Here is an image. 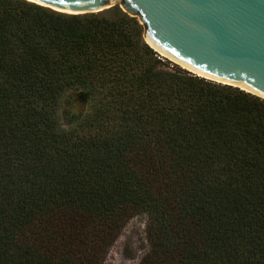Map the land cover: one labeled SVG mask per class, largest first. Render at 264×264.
<instances>
[{
  "label": "trees",
  "instance_id": "1",
  "mask_svg": "<svg viewBox=\"0 0 264 264\" xmlns=\"http://www.w3.org/2000/svg\"><path fill=\"white\" fill-rule=\"evenodd\" d=\"M144 31L0 0V264H105L138 215L139 264H264V98L165 67Z\"/></svg>",
  "mask_w": 264,
  "mask_h": 264
},
{
  "label": "water",
  "instance_id": "2",
  "mask_svg": "<svg viewBox=\"0 0 264 264\" xmlns=\"http://www.w3.org/2000/svg\"><path fill=\"white\" fill-rule=\"evenodd\" d=\"M30 1L76 14L120 5L139 18L146 42L159 54L264 98V0Z\"/></svg>",
  "mask_w": 264,
  "mask_h": 264
},
{
  "label": "rangeland",
  "instance_id": "3",
  "mask_svg": "<svg viewBox=\"0 0 264 264\" xmlns=\"http://www.w3.org/2000/svg\"><path fill=\"white\" fill-rule=\"evenodd\" d=\"M160 56L165 67L185 69L172 59L161 54ZM87 109L88 103L82 99L73 96L66 97L60 110L61 120L66 124L74 116L85 112ZM146 224V217L143 215H138L131 219L111 247L105 264H139L147 248Z\"/></svg>",
  "mask_w": 264,
  "mask_h": 264
},
{
  "label": "bare ground",
  "instance_id": "4",
  "mask_svg": "<svg viewBox=\"0 0 264 264\" xmlns=\"http://www.w3.org/2000/svg\"><path fill=\"white\" fill-rule=\"evenodd\" d=\"M162 54L165 55V56H167L168 58L172 59V60L175 61L176 63L180 64L182 67L187 68V69H189L190 71L195 72L196 74H199V75L206 76V77L210 78L209 76H207V75H205V74H203V73H201V72H199V71H196V70L193 69L191 66L186 65V64H184V63H182V62H179V61H177L176 59H173L172 57H170V56H168V55H166V54H164V53H162ZM172 60H171V61H172ZM212 79H215V78L212 77ZM216 80H218V79H216ZM240 87H241L242 89H245L246 91L253 92V93H255V94H260L258 91H256L255 89H253V88H251V87H249V86H247V85H240Z\"/></svg>",
  "mask_w": 264,
  "mask_h": 264
}]
</instances>
